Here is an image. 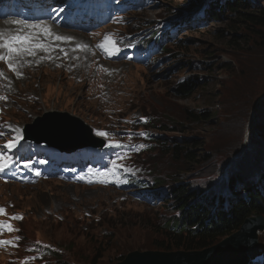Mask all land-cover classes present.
Returning a JSON list of instances; mask_svg holds the SVG:
<instances>
[{
    "label": "rangeland",
    "instance_id": "374dc122",
    "mask_svg": "<svg viewBox=\"0 0 264 264\" xmlns=\"http://www.w3.org/2000/svg\"><path fill=\"white\" fill-rule=\"evenodd\" d=\"M196 1L193 7L184 5ZM210 1L112 0L111 8L96 7L102 15L96 26L94 19H88L93 27L87 31L60 22L48 27L56 35L71 38L55 41L49 36L53 59L69 69L95 57L102 63L109 73L104 79L111 82L102 87L109 106L94 103V84L58 71H41L47 64L43 61L27 65L35 73L27 81L21 82L26 70L19 77L9 69L3 71L0 126L5 127L0 131L12 125L20 127L25 137L24 126L36 119L68 114L91 127L95 136L98 130L108 132L107 138H100L107 149L119 150L120 162L128 170L108 175L105 183V176L96 173L110 170L115 159L106 170H99L90 163L83 165L80 153L60 155L21 140L17 149L8 151L9 168L22 171L27 179L8 178L9 168L0 173V207L5 210L0 222L19 230L0 231V240L13 241L0 245V264H119L135 251H186L173 246L163 229L179 215L176 198L163 201L166 194L172 195L174 189L190 191L189 207L215 203L217 213L218 200L232 205L241 197L245 180L253 178L260 182L264 197V170L259 171L264 165V115L256 122L257 111L264 113V41L257 34L264 30L247 31L242 24V36L250 44L232 45L235 37L229 26L235 15L225 12L219 20L207 17ZM92 2L55 0L57 6H64L58 11L64 16L77 4ZM241 2L251 3L250 10L264 8V0ZM154 31H158L155 38L165 44V53L156 45L150 51L144 47L142 41ZM167 33L171 42L163 36ZM105 36L115 41L118 53L109 55L97 47ZM75 39L80 43H73ZM56 44L67 55H60ZM26 60L23 57L20 62ZM187 80L192 93L184 98L174 86ZM19 82L20 91L14 85ZM10 86L17 97L6 102L4 93ZM190 113L206 118L198 122ZM13 135L0 137V146ZM109 143L121 146L113 148ZM176 148L192 151L199 161L189 164L185 157H178ZM123 176L150 185L159 180L156 192L163 196L151 200V192L139 185L127 187ZM15 215L22 219H10ZM223 237L210 247L229 236ZM258 240L262 255L252 264H264V231Z\"/></svg>",
    "mask_w": 264,
    "mask_h": 264
},
{
    "label": "trees",
    "instance_id": "16d2710c",
    "mask_svg": "<svg viewBox=\"0 0 264 264\" xmlns=\"http://www.w3.org/2000/svg\"><path fill=\"white\" fill-rule=\"evenodd\" d=\"M208 3L209 8L206 13L215 20L222 18L223 16H221V14L225 12L235 15L229 26L232 28V36L235 37V40H231L230 42L232 45L237 44L241 46L242 44H250L247 42V39L242 36V24L248 28L247 31L252 29L264 30V8L250 10L252 4L249 3L248 5L247 2H241V0H211ZM197 4L198 1L190 3L189 5H184L193 7ZM239 32L240 35H237ZM257 34L263 37L261 39L264 41V34L261 32ZM146 45L149 48L150 42H146ZM174 87L176 93L184 95V98L192 93L189 80L176 84ZM257 113L259 114V118L256 119V122L264 115L263 110H259ZM190 116L198 122L206 118V116L203 118L193 113H190ZM176 154L178 157L181 155L188 159V163L191 165L199 161L193 152L189 150H179V148H176ZM100 157L106 161L109 157V153L107 152ZM105 164H107V162H105ZM262 170H264V165L263 167H259V171ZM122 180L128 186L139 184L136 180L127 178H122ZM259 183L260 182L253 178L245 180L241 197L232 205L226 206L223 202L218 200L216 205H219L220 210H218L217 213L215 212V203H211L208 207H189L190 201H188V197L190 195H187L191 193L190 191L183 192L178 189V191H175L174 189L172 195L166 194L164 197H162L163 194L159 192L150 191L152 193L150 199L157 200L159 197H162L163 201H167V197H175L177 203L176 209H178L179 215L172 218L171 221H167L163 229L167 230L169 241L176 248L186 249L184 252L202 251L209 248L217 238H221V236L227 237L239 231L247 218L253 215H264V197L260 191ZM160 185L161 183L158 180L156 185L151 189H157ZM147 187L149 186L142 184L141 188ZM211 210H213V213ZM161 246L164 247L165 245L162 244Z\"/></svg>",
    "mask_w": 264,
    "mask_h": 264
},
{
    "label": "water",
    "instance_id": "95a60500",
    "mask_svg": "<svg viewBox=\"0 0 264 264\" xmlns=\"http://www.w3.org/2000/svg\"><path fill=\"white\" fill-rule=\"evenodd\" d=\"M77 122L76 125L56 126L48 115H44L33 124L25 125L24 141L68 155L88 148L103 150L105 141L95 136L91 127ZM84 129L87 130L86 135ZM263 231V216H252L244 221L238 232L202 251H135L119 264H252L262 255L258 235Z\"/></svg>",
    "mask_w": 264,
    "mask_h": 264
},
{
    "label": "snow or ice",
    "instance_id": "6c2138e0",
    "mask_svg": "<svg viewBox=\"0 0 264 264\" xmlns=\"http://www.w3.org/2000/svg\"><path fill=\"white\" fill-rule=\"evenodd\" d=\"M64 9H59V11H63ZM12 25L20 26L16 30L10 31L6 29H0V62H4L7 67L16 73L17 77L21 74L17 69V65L20 67L23 66L20 61L25 56H35L38 51L51 52L54 50L53 46L49 44L48 37L51 36L55 41H67L70 40V37L59 36L55 33L51 32L48 26L43 24H35L30 25L26 21L21 20H13L10 22ZM31 29L29 32H25L24 29ZM86 47V46H83ZM97 47L101 48L109 55H114L118 53L119 49L116 47L115 41L111 40L109 36H105V42L103 44L97 45ZM63 52V49H61ZM67 55V53H65ZM49 58H51L49 56ZM4 76V72L0 70V77ZM2 98V97H0ZM6 99V98H4ZM5 127V126H0ZM8 131H0V137H3L8 134V132L13 133V138L8 140L3 146H0V173L6 171L9 167V160L11 157L8 155L9 150L17 149L20 145L21 140L24 139L22 134V129L20 127L7 125ZM96 135L98 137L107 138L110 134L105 131H96ZM140 135H145L144 133H140ZM107 146L109 147H120L118 143H109ZM138 148H143L145 145H138ZM123 157L120 153L116 154V159L111 161V169L104 173H96L97 175H104L105 180L102 182H107L108 175H115L116 171L119 169L125 168L122 161ZM25 167H29L27 163L24 165ZM39 175V173H36ZM90 183L92 181H89ZM4 208L0 207V214L4 213ZM10 219L13 220H21L22 217L19 215L12 216ZM8 231H19L18 229H13L12 225L8 222H0V231L4 229ZM19 240V237H16ZM13 241L10 240H0V245H10ZM39 243V242H38Z\"/></svg>",
    "mask_w": 264,
    "mask_h": 264
},
{
    "label": "bare ground",
    "instance_id": "6f19581e",
    "mask_svg": "<svg viewBox=\"0 0 264 264\" xmlns=\"http://www.w3.org/2000/svg\"><path fill=\"white\" fill-rule=\"evenodd\" d=\"M110 1L111 0H103V2L105 4H109ZM98 4H100V3L93 0L92 4H90V6L94 7ZM78 6H79V4H77L73 8L78 7ZM74 25L80 26V27L83 26V24L81 22H77ZM19 27L20 26H18V25L13 27L12 24H8V23H4L3 25L0 24V29H6V30H10V31L16 30ZM24 31L27 33L29 31H31V29L25 28ZM48 42L51 44L53 43L51 37H48ZM72 42L75 44H78V43H80V40L75 39V40H72ZM57 45H59V44L54 45V47L57 49V52H59L60 55H64L65 50L61 47H57ZM61 49H63V52L61 51ZM53 54H54L53 51L50 53L45 52V51H38L35 56H25L27 58L26 63H24L22 67L17 65V69H18L19 73L24 74V70H26V75H23L26 77H23V80L21 82L27 81L29 78L33 79L35 77L34 70L33 69H27L26 68L27 65H36V64L40 63L41 61H43L47 64H46L45 68H41V71H45V69H46V71L51 72V74H52V71L53 72L58 71V72H62L64 75H66V77L70 76L73 79H75V78H77L78 80L80 79L81 81H83L86 84H94L96 86V89H95L94 93L92 94L94 103L95 104L99 103V104H101V106H109V99L104 93V88H102L106 85L111 84L110 81H107L104 79V76L106 74H109V73H108V71H106L104 69L102 63L97 59V57H95L89 61L79 62L74 68L69 69L58 58L53 59ZM49 56L51 58H49ZM52 61H53V65L51 63ZM111 67L112 66H110V68ZM8 69L9 68L7 67V65L4 62H0V70L5 71ZM20 70H21V72H20ZM10 71H12V70H10ZM91 71L96 72L95 76L90 75ZM13 73L16 74L15 72H13ZM79 83H80V85H79V87H80L82 85V83L81 82H79ZM14 85L17 86L18 91H20L19 89L22 86V84H20V82H19V83L14 84ZM0 93H2L1 90H0ZM4 94L6 96V102H9L10 100H14L17 97V93L14 92V89H12V86H10V91L7 93H4ZM116 96L117 95L113 92L112 97H116ZM25 103H26V101H25ZM48 116L50 117L51 115H48ZM77 121L78 120H76L75 117L72 119V118H69L67 116L58 115V114H55V118L52 119V122L54 124H56V126H63L64 124L76 125L78 123Z\"/></svg>",
    "mask_w": 264,
    "mask_h": 264
}]
</instances>
